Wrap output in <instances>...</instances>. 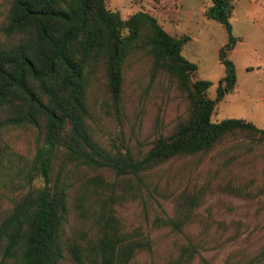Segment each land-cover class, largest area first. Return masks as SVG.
Listing matches in <instances>:
<instances>
[{
  "label": "trees",
  "instance_id": "trees-1",
  "mask_svg": "<svg viewBox=\"0 0 264 264\" xmlns=\"http://www.w3.org/2000/svg\"><path fill=\"white\" fill-rule=\"evenodd\" d=\"M7 2L0 23V130L33 128L37 143L31 161L16 170L17 188L24 191L0 217V264H59L66 255L74 264H129L151 251L152 241L138 229L124 231L114 205L140 197L141 189L151 195L146 176L152 170L218 147L226 165L264 149L263 128L242 118L211 119L236 83L227 58L236 43L230 23L234 0H211L205 10L228 37L219 49L224 76L214 98L207 95L211 83L193 79L197 65L181 53L188 36L169 34L148 12L123 19L105 0ZM136 53L149 58L153 74L173 80L187 102L186 114L171 130L138 154L102 147L88 105L89 89L101 73L112 101L119 102L125 61ZM4 166L10 170L12 162ZM81 170L87 174L76 184L71 179ZM106 173L113 174L112 182ZM37 177L41 186L32 184ZM175 199L177 215L162 223L181 231L199 196L182 192ZM72 210L82 230L72 227L67 234ZM198 253L199 244L188 240L171 264H189ZM263 259L264 248L243 264H264Z\"/></svg>",
  "mask_w": 264,
  "mask_h": 264
},
{
  "label": "rangeland",
  "instance_id": "rangeland-1",
  "mask_svg": "<svg viewBox=\"0 0 264 264\" xmlns=\"http://www.w3.org/2000/svg\"><path fill=\"white\" fill-rule=\"evenodd\" d=\"M105 2L123 19L138 11L148 12L169 34L188 36L181 53L197 65L193 79L209 81L207 95L215 97L218 81L224 76L219 49L228 37L219 22L205 15L211 0ZM7 6V0H0V23ZM230 23L236 43L227 58L235 66L236 83L216 103L211 119L242 118L264 129V0H234ZM88 105L90 125L101 146L137 154L144 152L152 139L167 134L187 111V102L176 83L167 75L153 74L150 60L143 53L126 59L117 104L101 73L89 89ZM36 143L33 128L0 130V217L24 191L17 188L16 170L31 161ZM219 149L162 164L146 176L151 195L141 189L140 197L123 198L114 205L124 231L138 229L152 241L151 251L138 253L129 264H171L188 240L199 244V253L189 264H243L264 248V149L230 165H226ZM9 160L10 170L4 166ZM85 174L87 171H78L71 180L77 184ZM104 177L108 182L114 178L108 173ZM32 184L41 186L42 179L37 177ZM182 192L196 193L199 201L178 231L162 221L177 215L175 198ZM74 193L72 188L70 198ZM82 225L72 210L66 233L76 226L82 230ZM59 264L74 263L66 255Z\"/></svg>",
  "mask_w": 264,
  "mask_h": 264
}]
</instances>
